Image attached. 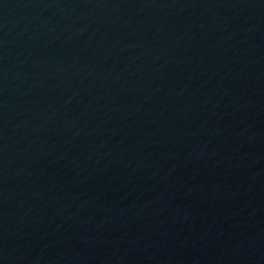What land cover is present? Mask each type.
Wrapping results in <instances>:
<instances>
[{
  "label": "water",
  "instance_id": "95a60500",
  "mask_svg": "<svg viewBox=\"0 0 264 264\" xmlns=\"http://www.w3.org/2000/svg\"><path fill=\"white\" fill-rule=\"evenodd\" d=\"M0 264H264V0H0Z\"/></svg>",
  "mask_w": 264,
  "mask_h": 264
}]
</instances>
